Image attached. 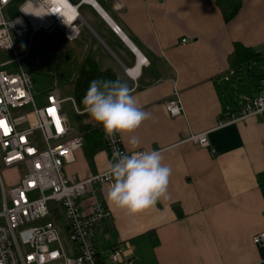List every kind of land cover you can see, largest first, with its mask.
I'll list each match as a JSON object with an SVG mask.
<instances>
[{
  "label": "crops",
  "instance_id": "0c3cea01",
  "mask_svg": "<svg viewBox=\"0 0 264 264\" xmlns=\"http://www.w3.org/2000/svg\"><path fill=\"white\" fill-rule=\"evenodd\" d=\"M67 1L82 20L76 40L63 36L69 47L62 51L76 64V80L91 59L127 83L150 117L134 133H119L124 147L160 151L172 168L167 199L135 217L109 205L108 186L97 188L112 212L92 232L101 263L114 264L115 247L124 251L120 264L264 263V245L253 243L264 233L258 181L264 172V114L229 121L244 98L264 92V0H242L231 22L216 0ZM236 43L261 55L239 78L229 60ZM238 82H252L255 89L239 96ZM172 99L182 102V116L168 113ZM201 134H207V146L191 141ZM133 135L138 144L131 143ZM109 165L105 150L88 160L83 148L65 172L70 180H86ZM83 198L88 207L91 200Z\"/></svg>",
  "mask_w": 264,
  "mask_h": 264
},
{
  "label": "built area",
  "instance_id": "2783aa9c",
  "mask_svg": "<svg viewBox=\"0 0 264 264\" xmlns=\"http://www.w3.org/2000/svg\"><path fill=\"white\" fill-rule=\"evenodd\" d=\"M13 1L0 0V53L14 55L12 60L0 61V121H4L0 125V264H68L69 261L98 264L99 253L92 232L112 219V212L97 192L99 186L110 187L108 170L86 180H70L65 172V166L74 163L76 153L83 150L84 140L68 121L62 105L70 101L76 114L86 111L78 109L75 99H62L57 89L49 93L43 108H37L31 75L22 66L29 51L19 55L14 45V39L23 37L28 31L33 35L59 33L70 41L76 40L82 20L77 6L67 0H27L20 8L22 16L6 19L4 11ZM113 29L119 34L116 27ZM144 61L142 63H147L146 59ZM14 64H18V72L4 70ZM126 72L134 73L133 70ZM28 108L30 110H26ZM166 108L173 118L184 112L179 99L170 100ZM17 111L25 112L17 115ZM262 114L264 92L244 98L229 121ZM101 132L110 164L115 162L117 155L147 151H128L119 133L110 139L103 126ZM191 141L208 145L207 134L192 136ZM20 166L24 167L22 178L17 184L7 186L3 172ZM30 196L37 198L30 199ZM83 196L91 200L88 207ZM56 206L61 209L68 226L65 239L63 228L51 219ZM47 217L49 221L45 225L29 227ZM253 243L264 245V233L254 236ZM123 254L122 248L115 247L111 251L113 263L120 264Z\"/></svg>",
  "mask_w": 264,
  "mask_h": 264
},
{
  "label": "clouds",
  "instance_id": "9594fccd",
  "mask_svg": "<svg viewBox=\"0 0 264 264\" xmlns=\"http://www.w3.org/2000/svg\"><path fill=\"white\" fill-rule=\"evenodd\" d=\"M127 83L119 80H93L82 99L86 113L103 126L105 134H132L149 119ZM132 144H138L133 135ZM160 151L117 155L108 168L111 180L106 193L110 206L135 217L167 199L172 168L163 163ZM68 264H72L71 261Z\"/></svg>",
  "mask_w": 264,
  "mask_h": 264
},
{
  "label": "rangeland",
  "instance_id": "374dc122",
  "mask_svg": "<svg viewBox=\"0 0 264 264\" xmlns=\"http://www.w3.org/2000/svg\"><path fill=\"white\" fill-rule=\"evenodd\" d=\"M27 0H14L4 11L6 19H13L17 16H22L21 6ZM14 45L16 53L24 55L29 51V56L22 62L24 69L29 72L32 78L34 101L37 108H43L46 105V100L52 90L57 89L62 99H75V83H76V64L73 63V58L66 51H62L63 47H69L67 40L55 33L52 35L45 33H37L33 35L31 31L26 32L23 37L15 38ZM14 55L9 53H0V61L5 62L12 60ZM5 71L16 73L19 71L18 64H14L4 68ZM55 79H57V87L55 88ZM250 83H237L239 96L243 93H248L255 89ZM234 100L236 98L233 96ZM63 112L66 113L67 119L71 125L76 122V112L73 104L66 101L62 105ZM26 110H30L29 108ZM25 110V111H26ZM25 111H17V115L23 114ZM2 154L0 152V164ZM24 167L18 169L6 170L3 172V178L7 186L15 185L22 178ZM37 196H30V199H35ZM49 221V218H44L38 222H34L29 227L42 226ZM109 264H111L109 262Z\"/></svg>",
  "mask_w": 264,
  "mask_h": 264
},
{
  "label": "trees",
  "instance_id": "16d2710c",
  "mask_svg": "<svg viewBox=\"0 0 264 264\" xmlns=\"http://www.w3.org/2000/svg\"><path fill=\"white\" fill-rule=\"evenodd\" d=\"M220 10L223 13L226 22H231L239 14L242 9V0H216ZM261 58L254 49L246 47L240 43L234 45V51L230 56V69L234 72L235 78L241 77L244 67ZM119 80L116 74L111 71H101L95 61L87 59L78 71V77L75 83V100L80 111L85 112V106L82 99L89 88L90 82L93 80ZM120 81V80H119ZM76 130L83 136L86 157L91 160L92 156L101 150H105L101 127L102 125L94 121L86 112L84 114H76ZM259 185L264 196V172L259 175ZM51 213V219L63 228L62 236H67L68 226L65 222L63 213L59 207H55ZM98 256V264L101 263Z\"/></svg>",
  "mask_w": 264,
  "mask_h": 264
},
{
  "label": "snow or ice",
  "instance_id": "6c2138e0",
  "mask_svg": "<svg viewBox=\"0 0 264 264\" xmlns=\"http://www.w3.org/2000/svg\"><path fill=\"white\" fill-rule=\"evenodd\" d=\"M49 111L52 112L53 110L52 109H49ZM3 124H4V121H0V125H3ZM57 124H58V130H60L59 129V121L58 120H57Z\"/></svg>",
  "mask_w": 264,
  "mask_h": 264
},
{
  "label": "bare ground",
  "instance_id": "6f19581e",
  "mask_svg": "<svg viewBox=\"0 0 264 264\" xmlns=\"http://www.w3.org/2000/svg\"><path fill=\"white\" fill-rule=\"evenodd\" d=\"M30 7H31V6H29V7L27 8L28 11H29ZM140 58H142V57L140 56ZM144 60H145V59L142 58L141 62H145ZM132 73H133V72H132Z\"/></svg>",
  "mask_w": 264,
  "mask_h": 264
},
{
  "label": "water",
  "instance_id": "95a60500",
  "mask_svg": "<svg viewBox=\"0 0 264 264\" xmlns=\"http://www.w3.org/2000/svg\"><path fill=\"white\" fill-rule=\"evenodd\" d=\"M116 27V26H115ZM118 29V27H116ZM119 33H120V30L118 29Z\"/></svg>",
  "mask_w": 264,
  "mask_h": 264
}]
</instances>
